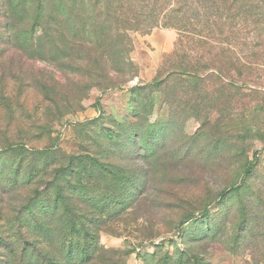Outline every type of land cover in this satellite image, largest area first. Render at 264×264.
Returning <instances> with one entry per match:
<instances>
[{
    "label": "rangeland",
    "instance_id": "rangeland-1",
    "mask_svg": "<svg viewBox=\"0 0 264 264\" xmlns=\"http://www.w3.org/2000/svg\"><path fill=\"white\" fill-rule=\"evenodd\" d=\"M204 2L0 0V264H264V4Z\"/></svg>",
    "mask_w": 264,
    "mask_h": 264
},
{
    "label": "trees",
    "instance_id": "trees-1",
    "mask_svg": "<svg viewBox=\"0 0 264 264\" xmlns=\"http://www.w3.org/2000/svg\"><path fill=\"white\" fill-rule=\"evenodd\" d=\"M183 1L186 2L187 0H183ZM203 1H205L204 2L205 4L207 2H209V0H203ZM214 1H216V0H214ZM218 1H219V3L217 5V7H212V8L205 7V10H203V11H201L199 9H195V8L193 10L187 9V10H185L184 15L188 14V15H192V17H196V18H198L199 15H202L204 18V21L202 23L198 24L201 26L210 22L211 19H213V18L214 19L215 18L222 19L223 15H224V11H226L224 8H222L223 7L222 3L228 2L229 0H218ZM243 1H245V0H242V2ZM250 2L252 3V5L250 7H252L254 4H256V5H258V4L260 5L262 3L264 4V0H252V1L250 0ZM244 7H245V4H244ZM189 11H190V13H187ZM228 12L229 11L227 10L226 13H228ZM235 13L237 14L236 18L240 19V21H248L249 19L254 18L256 16V14H254L252 9L235 11ZM211 22H213V21H211ZM154 25L155 24H149V25H143V26H132V27H129L127 29L148 31V30L152 29L153 27H155ZM215 25L217 26L219 24H215ZM169 27H173V28L180 30V31H185L186 29H188L187 26L171 25ZM203 27H201V28H203ZM152 85L153 86L157 85V83H153ZM34 222H35V225L33 226V228L39 233V235H42V236H45V235L49 236L50 235V237H53V238L56 237L58 239V241L56 243V245L58 247L57 251H56L57 254L54 255L52 257V259H56L59 261L60 257H61V259L67 260L65 262L66 264H72L73 263V262H71L72 258L69 255H67V251L73 250L72 249L73 246L71 245V243H74L75 239L74 238L70 239V237H73V235H75V234L77 236L75 244H76V246L80 247V250L78 251L79 257H80L79 259L81 261L80 263L84 264L87 262H91L93 260V258H95V255H97L99 252L98 243L95 242V245L92 247L90 245V243L87 241V239L89 238L88 233H86V235H84L82 237L81 233H79V231L76 230L77 224L74 221V218H70L69 225L71 228L66 230V224L64 223V220L61 217H57V224L60 226V228L57 230V233L55 234L57 236H55L53 234V232L49 229L48 223H46V222L43 223L38 218H36V220H34ZM66 232H67V235H66ZM68 233H69V235H68ZM92 238L94 239V238H96V236L95 237L93 236ZM19 240H23L22 236H21V239H19ZM53 241H54V239H52V242ZM81 245L84 246L83 250H81ZM17 251H18V248H17ZM19 254H20V256L17 258L18 262H23V259H28V258L31 260L34 259L33 257L28 256L29 255L28 250L23 249V250L19 251ZM58 264H62L61 261L58 262Z\"/></svg>",
    "mask_w": 264,
    "mask_h": 264
},
{
    "label": "built area",
    "instance_id": "built-area-1",
    "mask_svg": "<svg viewBox=\"0 0 264 264\" xmlns=\"http://www.w3.org/2000/svg\"><path fill=\"white\" fill-rule=\"evenodd\" d=\"M256 159H260V160L264 161V151L259 152V153L256 155Z\"/></svg>",
    "mask_w": 264,
    "mask_h": 264
}]
</instances>
